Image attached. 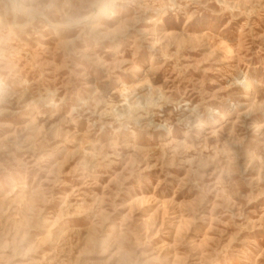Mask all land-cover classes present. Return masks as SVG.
Instances as JSON below:
<instances>
[{
    "label": "rangeland",
    "instance_id": "obj_1",
    "mask_svg": "<svg viewBox=\"0 0 264 264\" xmlns=\"http://www.w3.org/2000/svg\"><path fill=\"white\" fill-rule=\"evenodd\" d=\"M0 264H264V0H0Z\"/></svg>",
    "mask_w": 264,
    "mask_h": 264
},
{
    "label": "bare ground",
    "instance_id": "obj_2",
    "mask_svg": "<svg viewBox=\"0 0 264 264\" xmlns=\"http://www.w3.org/2000/svg\"><path fill=\"white\" fill-rule=\"evenodd\" d=\"M106 8H107V7L103 8V9H106ZM103 9H102V10H103ZM98 15H99V14H98ZM244 85H245L247 91H249V92L253 91V85H252L251 82L246 81V82L244 83Z\"/></svg>",
    "mask_w": 264,
    "mask_h": 264
}]
</instances>
